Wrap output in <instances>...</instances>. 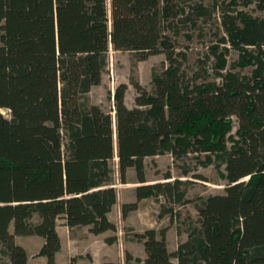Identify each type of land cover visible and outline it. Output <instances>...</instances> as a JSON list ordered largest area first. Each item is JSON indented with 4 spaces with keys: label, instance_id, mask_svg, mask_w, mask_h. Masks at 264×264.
<instances>
[{
    "label": "trees",
    "instance_id": "1",
    "mask_svg": "<svg viewBox=\"0 0 264 264\" xmlns=\"http://www.w3.org/2000/svg\"><path fill=\"white\" fill-rule=\"evenodd\" d=\"M238 1L0 0V264H27L15 236L30 235L43 238L35 256L55 264L58 220L95 235L116 231L114 177L127 183L130 169L135 200L121 205L122 217L151 198L157 217L174 223L192 202L189 185L205 180L197 169L209 165H224L223 193L193 200L197 217H185L174 252L167 227L135 233L145 252L136 264H264V17L239 11ZM208 27L215 40L189 75L173 38H202ZM110 48L165 58L151 92L131 82L132 107L126 84L116 86L113 114L88 97ZM165 153L179 175L148 182L144 159Z\"/></svg>",
    "mask_w": 264,
    "mask_h": 264
},
{
    "label": "rangeland",
    "instance_id": "2",
    "mask_svg": "<svg viewBox=\"0 0 264 264\" xmlns=\"http://www.w3.org/2000/svg\"><path fill=\"white\" fill-rule=\"evenodd\" d=\"M229 0H226L228 2ZM236 9L239 11L247 12L254 16L264 17V10L260 9L257 4V0L238 1ZM209 27L205 30L202 38L195 36L192 40H184L179 35L173 38L176 44V49L182 50L185 47L186 61L183 67L189 75H192V69L194 70L196 60L203 55L209 45L210 41L215 40L213 38L214 31L209 30ZM236 58V52L230 49V53L227 55L228 61H232ZM211 62H208L207 73L209 74L208 80H213V72H211ZM165 66V58L162 53L148 56L145 60H137L133 53L129 51H115L109 49L107 57V66L103 72L101 82L93 87L88 93V97L93 104H96L104 111H112L113 114V93L117 85L126 84L127 88L124 94V101L128 105H134L133 99L135 97V90L131 84L132 81L138 82L147 91H152V71L161 72ZM237 70V69H235ZM250 68H245L240 71L242 74H248ZM6 117L8 115L5 111H1ZM237 123L233 119L232 128L230 135L234 138ZM230 145V142L227 143ZM116 167V161H114V168ZM144 170L145 176L148 182L164 181V174L170 172L172 177L179 175L178 170L173 167L172 158L168 153L157 155L154 157H147L144 159ZM197 173L203 175L205 180H195L192 182L187 190V198L192 202L186 204L183 207H179L180 219L174 223H170L167 215L162 218H158L159 204L151 198L143 199L138 202L137 208L130 211L125 218L122 217L120 207L124 203H129V189L137 185L135 181V174L130 171L127 174V183H120L117 175L114 177V185L116 186L117 202L110 211V220L115 224L116 231L109 233L115 237L120 238L121 241L125 242L127 246L135 247L132 249L134 256L141 254V242L134 239L135 233H140L149 227H157V230L163 227H167L166 239L167 248L170 252H174L177 248V244L186 239L184 233V223H182L187 215L193 220L196 219L197 214L194 207V202L198 196L205 197L210 194H222L224 186L227 183L225 179L224 165L216 168L214 165L207 167H199ZM60 221V220H59ZM176 227L181 229V233L177 234ZM67 236L69 237L67 239ZM63 237L66 239L62 251L60 252L58 264H83L81 262L82 253L85 248L82 249V244L85 240L93 238L89 232L88 227H79L69 230L68 234H64ZM102 236L97 237L98 241L101 240ZM116 243V240L114 241ZM114 257L119 256L118 246L114 247ZM125 251V249H124ZM124 253V252H123ZM122 253V255H123ZM69 255V256H68ZM132 256V255H131ZM134 256L129 264H136ZM87 260L88 257H83ZM171 264H178L177 260L173 258Z\"/></svg>",
    "mask_w": 264,
    "mask_h": 264
},
{
    "label": "crops",
    "instance_id": "3",
    "mask_svg": "<svg viewBox=\"0 0 264 264\" xmlns=\"http://www.w3.org/2000/svg\"><path fill=\"white\" fill-rule=\"evenodd\" d=\"M133 102H134V99H133ZM125 104L128 107H132L131 104L128 105L126 102H125ZM130 171H133V170L132 169L128 170L127 174L128 173L130 174ZM114 187L116 188L115 185H114ZM131 188L132 189H129V197H130L129 201L133 202L135 200V197H134V188L135 187H131ZM109 214H108V218L110 220ZM149 228L157 229V227H153V226L149 227ZM73 229L74 228H68L67 226H65L63 220L57 221L56 230H57V233H58L59 238H60L61 246H60V250L55 254V264H58V262H59L58 256H59L60 252L62 251L64 245L66 244V239L63 237V235L68 234L69 230H73ZM88 229H89V227H88ZM92 236H93V238H91L89 240H85L81 246L82 249L85 248V250H87V251H84L82 253V256L83 257L89 256V259H87V260L83 259V257L80 259L83 264H98V263L104 262V261H111V262H116L119 264H126L124 262V259H123L124 249H125V251L130 253L132 256H134L132 253V249H134L135 247L127 246L126 243L121 241L120 238H118V237L116 239V243H114V242L111 244L106 243L105 239L109 236H112L109 233V231H105V232L97 234V235L92 234ZM99 236H102L100 241H98L96 239ZM68 238L69 237L67 236V239ZM15 242L25 249V251L27 253V264H46V258L45 257H43V256L36 257L35 256L39 247L43 243V238H41L39 236H34V235L15 236ZM166 242H167V239H166ZM115 246H118V249H119V256L117 258L113 256ZM141 247H142L141 254L138 256H134V259H140V260L144 259L145 252H144L142 244H141ZM122 253H123V255H122ZM140 264H142V263H140Z\"/></svg>",
    "mask_w": 264,
    "mask_h": 264
}]
</instances>
